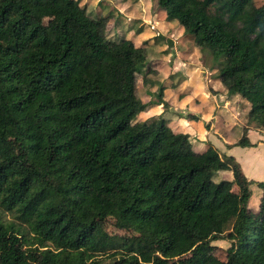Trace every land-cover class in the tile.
<instances>
[{
	"label": "trees",
	"instance_id": "1",
	"mask_svg": "<svg viewBox=\"0 0 264 264\" xmlns=\"http://www.w3.org/2000/svg\"><path fill=\"white\" fill-rule=\"evenodd\" d=\"M88 1L0 0V202L23 206L34 233L61 246L26 244L0 215V264H178L181 256V264H264V181L247 179L208 141L194 150L160 116L136 119L163 104V85L155 99L135 96L133 41L116 30L118 18L106 29L101 2ZM157 8L165 20L180 12L186 32L222 57L226 98L245 103L247 122L264 130V0H157ZM45 10L53 20L44 24ZM246 131L231 145L252 146ZM9 137L21 139L18 151ZM51 171L76 202L49 185ZM250 184L262 190L257 210ZM109 211L118 229L138 232L104 237ZM217 240L228 242L224 261L210 254Z\"/></svg>",
	"mask_w": 264,
	"mask_h": 264
},
{
	"label": "crops",
	"instance_id": "2",
	"mask_svg": "<svg viewBox=\"0 0 264 264\" xmlns=\"http://www.w3.org/2000/svg\"><path fill=\"white\" fill-rule=\"evenodd\" d=\"M261 2L262 0H258V4L255 5H259ZM167 21L168 23L165 24L170 26V20ZM165 28L166 30L169 28L174 29L173 35H176L177 40H180L181 43L186 44L190 42L183 31L179 32L177 28L171 26L168 28L165 26ZM141 31L146 32L148 35V38L145 40H148L149 43L144 47L156 43V40L152 38L153 32H151L148 27H143ZM183 35L184 38H182ZM129 38L134 41L132 37ZM206 51L207 49L205 51L200 50L199 52L197 49H192L190 52V54H194L192 64H187L178 57L173 58L170 66H167L166 59L163 56L162 59H147L146 61L150 62L147 82H149L152 87L151 89L146 88L144 93L138 98L144 101L150 99V97L156 93L157 88L163 85L161 97L163 104L159 103L153 105L145 111L140 112L138 116L143 119H145V117H143L145 116L144 113L147 117L154 116L155 113L151 112V110L159 107L162 110L158 115L161 116L166 110L167 114L162 118L166 120L167 125L172 130L187 133L191 146L195 144V142H192V139H198V136H201L203 142L199 148L194 150L201 149L204 143L208 141L216 148V152L220 158H222L223 155L232 156L239 164L247 179L264 181V130L255 129L250 123L242 120L241 114L243 111H241V108H237V104L240 100L238 98H234L233 100H228L226 98L225 89L222 87L221 81L217 75L219 68L212 69L213 67L216 68L215 64H218L221 60L214 59L211 52L208 54ZM198 53L202 56L201 58ZM202 61H204V63ZM181 63L182 66L180 68L179 64ZM159 64L167 66L164 77L158 81L150 79L149 74L152 68ZM145 67L146 66H144V68ZM185 75H188L189 78ZM172 77L179 78L177 84H171L168 81V79ZM145 84H143V86ZM236 110L239 112L238 116L235 114ZM243 126L247 127L246 136L252 146H232L231 143L238 138ZM248 163L252 164V174L247 171L248 165L246 164ZM230 173V171L221 170L220 176L225 179H230V177H226ZM255 189H257L256 186L253 184L251 189L250 184L252 198H257L258 196L259 191ZM256 203V201L255 203L252 201V209H255ZM249 205L251 206L250 199Z\"/></svg>",
	"mask_w": 264,
	"mask_h": 264
},
{
	"label": "rangeland",
	"instance_id": "3",
	"mask_svg": "<svg viewBox=\"0 0 264 264\" xmlns=\"http://www.w3.org/2000/svg\"><path fill=\"white\" fill-rule=\"evenodd\" d=\"M85 1V0H82ZM97 2H101L102 7L99 11V15L102 16V21L105 23L106 29H112L114 21L116 18H118V24L116 25V30L123 34L125 38L132 37L133 38V45L134 50L132 52V56L135 59H138L136 62H134V69H133V76H134V94L135 96L139 97L142 95L145 91V89H151L152 85L147 82L144 86L142 83V72L143 67L142 63L150 58H159L162 59L165 57V61L167 63V66H170L173 58H179L180 60L186 62L187 64H192V61L194 59V54H190L192 49H197L199 52L200 50L206 51V53L210 54L212 47L207 43L203 42L199 36L189 34L186 32V28L183 21V16L180 12H178L173 19L170 20V26L177 28L178 31H183L184 35H186L188 40L190 42H187L186 44H183L180 42V40H177V36L173 35L174 29H168L166 30L165 26L168 28L170 27L167 20H165L164 12L158 11L157 9V0H89L88 4L92 7L95 6ZM254 4H258V0H253ZM53 20V13L51 10H45L42 15V23H48ZM147 26L151 32H153L154 35H161L162 38L156 39V43L152 44L148 47H140L139 44L148 38V35L144 31L137 32V28L141 26L145 27ZM184 35L182 38H184ZM152 36V35H150ZM149 36V37H150ZM152 37V38H153ZM199 39V40H198ZM138 40V41H136ZM192 41V43H191ZM202 53V51H201ZM161 54V55H160ZM199 57L202 56L198 53ZM163 56V57H162ZM197 57V55H196ZM218 60L222 61V57L217 58ZM178 60V61H180ZM181 61V62H182ZM221 61L218 64H215L216 68L213 67L212 69H218L219 65H221ZM204 63V61H202ZM167 66H164L163 64L156 65L152 68L151 73L149 74L150 79L159 80L162 79L167 71ZM182 63L179 64V67L181 68ZM223 66H220V69H222ZM187 78H189L188 75H185ZM175 77V76H174ZM169 78L168 81L171 84H177L179 81V78ZM174 78V79H173ZM222 84V83H221ZM222 87H225L224 84H222ZM153 89V88H152ZM225 89V88H224ZM150 99H155V96H151ZM218 103V102H217ZM219 104V103H218ZM237 108H241L242 114L241 118L243 121L247 122L246 119V105L243 102H239L237 104ZM162 109L154 108L151 110V112L155 113L154 116L147 117L144 113L145 119H148L149 123H152L154 120V117H159L158 113ZM167 114V111L165 110L164 113L160 117H164ZM237 116L239 112L236 110L235 113ZM240 117V116H239ZM238 117V118H239ZM136 119L139 121H143L145 119L141 118L136 115ZM240 119V118H239ZM203 120V119H201ZM244 122V123H246ZM252 125V124H251ZM204 138V136H203ZM8 140L12 143L14 151H18L21 148V139L20 138H8ZM192 142H195V144L192 145L193 149H197L202 144L201 136H198V139L193 138ZM248 165L247 171L252 174V164H246ZM251 168V170H250ZM225 171H230L225 169ZM227 178H231V173L226 176ZM264 180V179H263ZM48 183L53 188L56 189V191L63 196L64 198L68 199L69 201L76 202V200L79 199V195L73 191H70L65 188V185L60 180L58 174L54 171H51V173L48 176ZM251 184V189H252ZM255 188V187H254ZM255 189L258 192V196L250 197V203L252 208V201L256 203L255 209L257 210L259 208V203L261 201V189L256 187ZM254 196V195H253ZM76 204V203H75ZM0 215L2 218V221L4 224L12 227L15 230H18L20 232V235L23 236L24 242L28 245H34L38 246L41 249L44 248H51L54 250H60L61 246L58 244H52L49 240L42 241L39 236H37L34 231L31 229V222L29 218H27L25 211H23V206L18 205H12L8 206L6 203L0 202ZM78 218L82 219V214H77ZM116 223V217L113 212H108L105 218V221L101 225V231L105 235L106 238H111L113 236H119L121 237L123 235H135L138 232V229L135 225L128 226L127 231H122L118 229L115 226ZM229 223H225L224 229L228 228ZM126 234H124V233ZM121 242V241H120ZM212 244L214 245L213 250L210 252V254L219 261L225 260V249L228 245V242L225 240H217L213 241ZM89 250H86V253H89ZM185 259V256L177 257L174 261L178 264H181Z\"/></svg>",
	"mask_w": 264,
	"mask_h": 264
}]
</instances>
